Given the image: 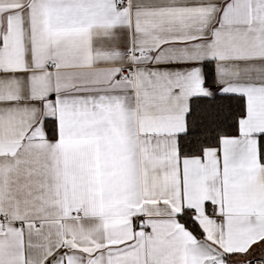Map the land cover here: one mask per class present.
Returning a JSON list of instances; mask_svg holds the SVG:
<instances>
[{"label": "snow or ice", "instance_id": "1", "mask_svg": "<svg viewBox=\"0 0 264 264\" xmlns=\"http://www.w3.org/2000/svg\"><path fill=\"white\" fill-rule=\"evenodd\" d=\"M0 264H264V0H0Z\"/></svg>", "mask_w": 264, "mask_h": 264}]
</instances>
